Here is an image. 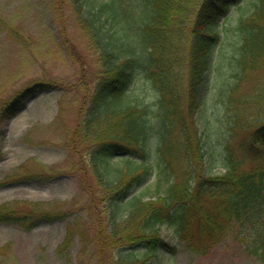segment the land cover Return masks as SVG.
Returning <instances> with one entry per match:
<instances>
[{"label": "rangeland", "instance_id": "rangeland-1", "mask_svg": "<svg viewBox=\"0 0 264 264\" xmlns=\"http://www.w3.org/2000/svg\"><path fill=\"white\" fill-rule=\"evenodd\" d=\"M119 1H123L119 9L111 10L112 0H0V110L17 92L33 85L17 112L0 119V205L8 203L23 213L31 207L35 213L22 220L0 221V264H101V254L102 264H111L120 251L98 247V237L107 232L102 229L107 224L106 200L100 185L103 179L92 166V152L105 138L102 132L106 136L110 132L105 131V122L97 128L86 125L102 69L100 50L107 46L133 55L118 40L124 28L132 35L122 39L127 47L144 41L146 0ZM246 3L243 15L232 3L216 27L221 39L209 53V69L193 117L202 137L203 166L213 175L226 172L230 154L235 160L243 159V140L264 124V54H249L242 62L244 30L238 26L253 5L251 0H239ZM85 23L93 32L98 27L96 48ZM251 28L250 23V36ZM170 34L180 36L179 46L185 47L182 32ZM135 73L131 95L151 102L154 116L158 98L153 81L149 82L144 68ZM186 77L182 68L178 76L182 99ZM183 114L193 131L185 104ZM116 133L120 129L112 134ZM158 137H151L154 172ZM244 160L242 167L251 165L250 159ZM111 162L115 168L125 165L118 157ZM172 166L184 173L194 164L174 159ZM162 190L152 174L129 194L149 198ZM161 232L178 251L161 250L146 264H264L238 235V226L206 253L191 250L171 225H163Z\"/></svg>", "mask_w": 264, "mask_h": 264}, {"label": "trees", "instance_id": "trees-1", "mask_svg": "<svg viewBox=\"0 0 264 264\" xmlns=\"http://www.w3.org/2000/svg\"><path fill=\"white\" fill-rule=\"evenodd\" d=\"M251 1L250 14L238 26L244 30L243 65L249 54H264V0ZM120 2L123 3L112 0L110 9H119ZM234 2L237 10L245 14L247 3L239 4V0H146L149 13L146 11L142 23L144 41L136 40L127 47L129 44L122 39L132 35L126 28L118 37L122 46L131 48L134 54L126 56L107 46L100 50L102 69L91 96L86 125L97 128L105 122L108 126L105 131L110 132L108 136L102 132L101 137L105 138L93 149L92 166L97 177L103 179L100 185L106 200L107 224L102 229L107 232L105 237H98V247L120 250L111 264H146L147 259L156 257L161 250L176 253L177 246L162 235L161 228L166 224L175 228L191 250L202 253L211 250L238 226V235L264 262V124L254 127L243 140V159L235 160L230 154L226 172L213 175L203 166L202 137L193 118L200 104L199 88L209 69V53L221 39L216 27ZM103 9L101 4L99 10ZM250 23L251 36L247 30ZM85 24L92 46L100 44L94 39L99 34L98 27L95 33ZM171 31L183 33L185 47L179 46L180 36L169 35ZM140 68L147 72L157 91L154 116L151 102L133 99L131 95L130 86ZM182 68L187 74L184 99L178 82ZM32 86L17 92L2 106L0 119L17 112L20 103L32 92ZM183 104L193 131L183 114ZM117 129L120 133L112 134ZM153 135L159 136L156 172L151 168ZM116 157L125 162L121 168L113 167L111 161ZM245 158L250 159L251 165L242 167ZM174 159L194 167L178 173L172 166ZM152 174L157 175L159 185L163 186L157 196L129 194ZM207 200L212 206L206 205ZM7 204L0 205V221L22 220L35 214L31 207L23 213ZM100 260L102 264V254Z\"/></svg>", "mask_w": 264, "mask_h": 264}]
</instances>
